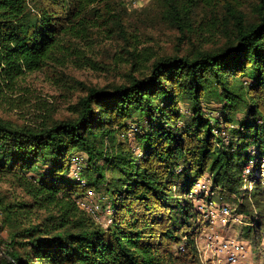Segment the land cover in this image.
Here are the masks:
<instances>
[{
	"label": "trees",
	"instance_id": "16d2710c",
	"mask_svg": "<svg viewBox=\"0 0 264 264\" xmlns=\"http://www.w3.org/2000/svg\"><path fill=\"white\" fill-rule=\"evenodd\" d=\"M156 1L180 53L143 48L112 0H0V107L35 109L22 124L0 118V179L21 192L0 196V264H201L203 219L186 197L206 175L250 218L242 236L263 231L264 186L249 190L242 170L264 160V0ZM95 40L121 42L122 83L79 84L65 119L26 98L27 75L94 68ZM73 153L87 158L84 183L67 177ZM89 190L110 197V226L79 208Z\"/></svg>",
	"mask_w": 264,
	"mask_h": 264
},
{
	"label": "rangeland",
	"instance_id": "374dc122",
	"mask_svg": "<svg viewBox=\"0 0 264 264\" xmlns=\"http://www.w3.org/2000/svg\"><path fill=\"white\" fill-rule=\"evenodd\" d=\"M116 4V8L124 16V22L128 27L129 32H131L138 41L143 44L144 47L153 48L154 52L158 53L159 56L168 54L173 55L180 53L186 48L185 45H180L178 40V34L176 31L170 29L160 20V10L159 4L156 0H112ZM118 5V6H117ZM93 49L87 51V57L93 58L96 62L94 68L86 65L85 67H78L76 64H67L66 66L55 69L57 72H51L44 70L41 72H36L30 75H27L20 84L29 90V94L26 95L27 99L32 101V104L36 102V98H39L43 101H47L51 109L50 115L54 119H65L68 117L67 108L70 104L76 102L77 98L82 96L81 91L82 84L85 87H102L105 85H116L123 82L125 74L129 72V67H123L119 65H114L113 62V52H119L117 48L121 45L119 40H113L111 42H106L104 40L93 41ZM120 68V69H119ZM58 74H64L66 78H61ZM60 80V81H59ZM71 87V88H69ZM182 111L185 112V106L180 105ZM206 109L208 108L204 105ZM214 107V105H211ZM210 107L209 109H211ZM208 109V110H209ZM213 110V108H212ZM35 109L32 106H28L22 111L15 110L9 111L7 107H0V118L13 122L15 124H22L28 120L35 117L33 113ZM218 113V112H217ZM215 113L212 115L211 122L214 126L222 128V124H218L220 118L218 114ZM240 117V115L238 116ZM216 131V128H215ZM131 138V137H130ZM73 153L70 157V170L67 174V177L75 182L84 183V178L82 176V170L86 166V156ZM74 156H80L81 163L78 165H73L71 159ZM46 170V168L39 167L38 172ZM110 176V173L107 174ZM207 180L209 177L205 176ZM210 182V180H208ZM211 183V182H210ZM92 196L84 194L78 199V206L81 210L87 213L93 221L103 226L104 228L111 225V220L114 215L112 206L110 204V197L104 191L96 192L90 190ZM20 190H14L10 187L6 181L0 179V196L5 197V202H11L15 198L21 196ZM218 193H213L212 198L216 203H219L216 198H218ZM187 199V197H186ZM235 197H230L228 200L223 199L222 202L228 204L237 212L238 208L234 205ZM189 204L192 205L191 201L187 199ZM240 202V201H239ZM238 202V203H239ZM194 209V207H193ZM92 210V211H90ZM195 210V209H194ZM241 215V214H239ZM242 216V215H241ZM243 218V224L239 223H228L224 227H216L214 232L220 236L233 237L237 238L241 235V229L246 226V224H251L250 218L246 216L247 219ZM203 219V217H202ZM1 221V215H0ZM246 221V222H245ZM203 224L195 222L194 226L198 227V235L196 237L197 247L199 251L200 263L206 261L205 252V240L206 232ZM206 225V224H205ZM5 237H8L6 231L0 232V241L4 240ZM250 238L244 237L241 235V238L245 241H250L249 244L251 249L248 250L249 257L247 254L242 260L243 264H264V229L261 230V233L254 234L251 233ZM3 247L0 245V256L2 255ZM251 250V251H250ZM243 259V258H242Z\"/></svg>",
	"mask_w": 264,
	"mask_h": 264
},
{
	"label": "built area",
	"instance_id": "2783aa9c",
	"mask_svg": "<svg viewBox=\"0 0 264 264\" xmlns=\"http://www.w3.org/2000/svg\"><path fill=\"white\" fill-rule=\"evenodd\" d=\"M81 159L80 156H74L71 161L73 165L79 166ZM242 176L249 190L255 180L264 186V160L258 166L255 160L249 161L242 170ZM208 180L206 177L198 178L187 196L206 224L204 255L207 258L202 264H243L242 260L247 254L248 244L230 238L225 239L214 232L216 227H224L231 222L243 224V218L228 204L216 203L214 199L209 198L213 193L211 192V181ZM87 195L92 196V192L87 191Z\"/></svg>",
	"mask_w": 264,
	"mask_h": 264
},
{
	"label": "crops",
	"instance_id": "0c3cea01",
	"mask_svg": "<svg viewBox=\"0 0 264 264\" xmlns=\"http://www.w3.org/2000/svg\"><path fill=\"white\" fill-rule=\"evenodd\" d=\"M222 237H224V236H222ZM225 238V237H224ZM228 238H230V239H233V240H235V241H237V242H244V243H246V244H248V248H247V257H249L248 255H249V252H248V250L249 249H251V246L249 245L250 243L248 242V241H245V240H243L242 238H241V235H239V237H238V239L237 238H231V237H226L225 239H228ZM200 251V250H199ZM251 251V250H250Z\"/></svg>",
	"mask_w": 264,
	"mask_h": 264
}]
</instances>
